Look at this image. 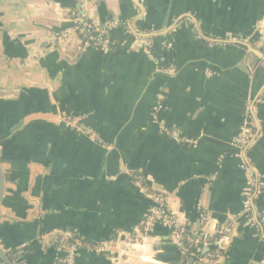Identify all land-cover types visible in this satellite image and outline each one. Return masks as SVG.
I'll return each instance as SVG.
<instances>
[{
  "label": "crops",
  "instance_id": "0c3cea01",
  "mask_svg": "<svg viewBox=\"0 0 264 264\" xmlns=\"http://www.w3.org/2000/svg\"><path fill=\"white\" fill-rule=\"evenodd\" d=\"M79 13L149 36L154 59L123 26L110 50L78 48ZM242 125L262 190L252 210L264 215V0H0V248L12 263L54 264L66 229L104 248L80 249L75 264H186L162 215L143 232L162 192L190 232L199 207L215 230L231 228L215 264H264V225L242 211Z\"/></svg>",
  "mask_w": 264,
  "mask_h": 264
},
{
  "label": "built area",
  "instance_id": "2783aa9c",
  "mask_svg": "<svg viewBox=\"0 0 264 264\" xmlns=\"http://www.w3.org/2000/svg\"><path fill=\"white\" fill-rule=\"evenodd\" d=\"M72 22V35L76 37L79 43L78 48L81 47L80 44H87L88 46L101 50H110L115 45V42L109 35V31L112 28L128 25L126 22L119 20H112L105 24H100L94 21H88L85 15L80 13L72 15ZM126 33L132 36L133 43L141 48L149 59H154V43L152 38L130 27L126 28ZM62 38L60 40H68V37ZM49 40L52 43L56 41L54 36H50ZM58 122L67 127H78V119L75 117L62 115L58 119ZM161 129L177 142H188L177 130L165 126H162ZM238 138L242 151L237 156L241 160V166L248 174V185L243 195L242 211L246 216V225L256 227L260 223L264 225V215L254 213L252 210L253 197L262 192L258 185V174L249 164V160L246 157V150L253 141L252 129L246 125L240 126ZM150 196L154 201V206L149 209L141 223L144 234L152 231L154 215L160 214L163 217L164 223L170 229V235L175 244L186 254V264H215L221 257L223 249L231 238V228L223 224L215 230L209 213L203 207H199L201 227L199 233L196 235L186 229V226L180 221L178 216L167 208V198L162 192L151 193ZM57 244L61 255L55 259L54 264H75L77 252L83 248H92L99 251L104 249L100 245H91L73 231L66 229H59L57 231ZM130 245L131 242H127L116 251L126 253ZM194 248H205L207 252L201 258L191 261L188 257ZM13 264L22 263L19 259H14ZM113 264H120L119 257L113 260Z\"/></svg>",
  "mask_w": 264,
  "mask_h": 264
},
{
  "label": "water",
  "instance_id": "95a60500",
  "mask_svg": "<svg viewBox=\"0 0 264 264\" xmlns=\"http://www.w3.org/2000/svg\"><path fill=\"white\" fill-rule=\"evenodd\" d=\"M251 51L253 53H255L256 55H259L260 54L259 57H263L262 56V52L260 50H258L257 48L256 49L255 48H252ZM257 51H258L259 54H257ZM3 184H4V177H3L2 169L0 167V202H1V199H2V195H3ZM0 260L4 264H13L12 261L8 258V256L6 255V253L1 248H0Z\"/></svg>",
  "mask_w": 264,
  "mask_h": 264
}]
</instances>
